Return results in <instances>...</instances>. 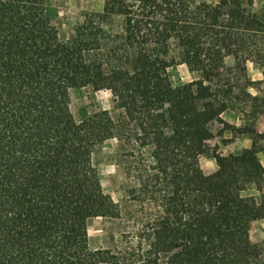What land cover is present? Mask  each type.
I'll return each mask as SVG.
<instances>
[{
    "label": "trees",
    "instance_id": "trees-1",
    "mask_svg": "<svg viewBox=\"0 0 264 264\" xmlns=\"http://www.w3.org/2000/svg\"><path fill=\"white\" fill-rule=\"evenodd\" d=\"M47 3L0 0V264H258L249 225L264 196L253 208L242 192L261 189L264 133L249 131L236 155L208 145L233 108L223 73L246 71L263 31L250 0H104L59 44ZM179 64L196 77L175 93L167 71ZM69 85L109 91L128 129L132 193L150 212L120 247L93 251L87 232L91 219H123L90 174L117 126L100 114L73 126Z\"/></svg>",
    "mask_w": 264,
    "mask_h": 264
},
{
    "label": "rangeland",
    "instance_id": "rangeland-1",
    "mask_svg": "<svg viewBox=\"0 0 264 264\" xmlns=\"http://www.w3.org/2000/svg\"><path fill=\"white\" fill-rule=\"evenodd\" d=\"M48 13L52 22L55 43L59 44L72 33L73 27L83 20L86 13L100 12L104 0H47ZM246 1V0H245ZM249 9L256 13L264 23V0H250ZM262 32L250 35L249 62L246 71L234 70L223 73L226 89L230 91L233 108L224 112L221 123L211 126L208 145L217 146L223 156L236 155L251 146L249 131L264 133V26ZM220 65L223 70L235 66L229 54H222ZM172 89L180 93L185 84L191 82L196 74L190 73L185 65L179 64L167 71ZM69 107V122L75 126L84 119L100 114L117 126L113 137L108 139L92 154L90 174L104 193L107 202L115 205L122 214V220L95 218L88 222L87 232L91 250H106L120 247L121 233L136 229V214L149 213L148 201L136 199L132 193L136 187L129 169L133 161L130 158V146L126 140L127 126L122 112L116 108L109 91H93L90 88L69 85L65 88ZM264 166V158L259 156ZM196 163L206 176L216 171L214 160L199 156ZM261 189L249 186L242 196L248 199L253 208H258L264 196V176ZM249 242L257 251L258 264H264V217L249 225Z\"/></svg>",
    "mask_w": 264,
    "mask_h": 264
}]
</instances>
